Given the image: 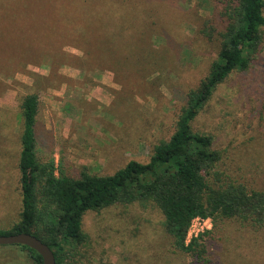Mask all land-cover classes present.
Returning a JSON list of instances; mask_svg holds the SVG:
<instances>
[{"label": "rangeland", "instance_id": "1", "mask_svg": "<svg viewBox=\"0 0 264 264\" xmlns=\"http://www.w3.org/2000/svg\"><path fill=\"white\" fill-rule=\"evenodd\" d=\"M10 1L4 7L17 10L19 3ZM143 1L140 6L152 10L149 22L154 29L149 40L161 57L155 65L149 62L144 74L138 65L142 57L125 59L128 62L119 65L117 73L90 63L82 48L68 43L60 45L65 65L54 72L46 64L50 59L12 72L8 65L5 72L0 70V231L19 222L23 210L19 170L23 97L39 95L38 159L54 160L57 175L78 178L84 170L113 175L130 161L148 163L154 147L175 132L188 92L208 75L218 53L217 32L209 41L201 30L206 23L223 30L226 0ZM4 10L0 8V26L12 20ZM13 42L0 45V52ZM85 44L90 55L102 52V46L94 47L92 40ZM127 50L135 56L133 46ZM260 50L248 71L234 72L219 86L193 123L196 132L211 135L215 148L223 152L219 171L225 178L253 189L264 188V42ZM117 59L122 61L124 55L113 54L103 64ZM164 221L157 207L138 203L88 212L83 219L88 242L79 248L76 263L69 262L264 264V231L235 221L216 228L210 220L194 227L188 244L203 238L205 253L192 256L174 247ZM0 264L35 262L16 246H0Z\"/></svg>", "mask_w": 264, "mask_h": 264}, {"label": "trees", "instance_id": "2", "mask_svg": "<svg viewBox=\"0 0 264 264\" xmlns=\"http://www.w3.org/2000/svg\"><path fill=\"white\" fill-rule=\"evenodd\" d=\"M7 2L12 1L0 0V8L12 20L0 26V45L14 42L10 49L2 51L10 56L0 55V70L4 72L7 65L12 72L49 59L46 64L54 72L65 65L60 50L65 43L82 48L95 66L117 73V67L128 62L125 59L144 58L138 60L144 74L151 66L149 62L155 65V59L161 58L153 40H149L154 29L152 20L149 22L151 9L135 0H14L19 3L17 10L4 7ZM225 2L221 12L223 30L218 31L209 23L201 30L209 41L217 32L220 42L209 73L196 89L188 92L175 132L154 147L148 163L130 161L113 175L90 174L86 170L78 178L57 175L54 160L43 163L38 159L39 95L31 93L21 99L19 170L23 210L19 222L8 231H0V235L31 234L50 247L57 264H71L70 260L76 263L79 248L89 239L83 230L84 216L117 205L157 207L174 247L192 256L205 253V245L200 243L203 238L186 243L196 218L210 219L216 228L226 221H235L241 227L264 231V188L253 189L226 179L219 171L224 155L215 148L214 138L193 128L219 86L234 72L248 71L264 42V0ZM91 40L94 47L102 46V52L90 55L85 43ZM132 46L135 56L128 54L127 49ZM113 54L117 58L122 54L124 59L103 64ZM83 63L88 65L87 60ZM16 247L27 252L35 264L43 263L35 250Z\"/></svg>", "mask_w": 264, "mask_h": 264}, {"label": "water", "instance_id": "3", "mask_svg": "<svg viewBox=\"0 0 264 264\" xmlns=\"http://www.w3.org/2000/svg\"><path fill=\"white\" fill-rule=\"evenodd\" d=\"M26 246L38 252L42 259V264H57L54 252L37 237L31 234L0 235V246Z\"/></svg>", "mask_w": 264, "mask_h": 264}, {"label": "built area", "instance_id": "4", "mask_svg": "<svg viewBox=\"0 0 264 264\" xmlns=\"http://www.w3.org/2000/svg\"><path fill=\"white\" fill-rule=\"evenodd\" d=\"M209 221H210V219H206V220L205 219H201V218L194 219L192 224H191V226H190V228H189L186 243L188 244V240L193 236L194 227H196L199 224H207ZM197 235H198V233L196 234V237H197Z\"/></svg>", "mask_w": 264, "mask_h": 264}]
</instances>
